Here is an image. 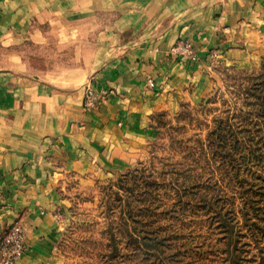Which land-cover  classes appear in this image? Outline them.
I'll list each match as a JSON object with an SVG mask.
<instances>
[{
	"label": "crops",
	"instance_id": "1",
	"mask_svg": "<svg viewBox=\"0 0 264 264\" xmlns=\"http://www.w3.org/2000/svg\"><path fill=\"white\" fill-rule=\"evenodd\" d=\"M179 38L196 59L170 51ZM0 45L16 53L0 66V234L24 222L15 264H55L60 177L91 181L141 152L155 113L206 84L212 48L263 49L264 0H0ZM89 79L106 93L94 108Z\"/></svg>",
	"mask_w": 264,
	"mask_h": 264
},
{
	"label": "rangeland",
	"instance_id": "2",
	"mask_svg": "<svg viewBox=\"0 0 264 264\" xmlns=\"http://www.w3.org/2000/svg\"><path fill=\"white\" fill-rule=\"evenodd\" d=\"M2 47L6 66L16 53ZM247 50L212 48L206 84L156 112L128 162L91 181L60 177L55 264H264V48ZM48 51L19 54L45 67L55 63ZM170 51L196 59L187 39ZM91 79L87 108L88 87L91 108L106 95Z\"/></svg>",
	"mask_w": 264,
	"mask_h": 264
},
{
	"label": "built area",
	"instance_id": "3",
	"mask_svg": "<svg viewBox=\"0 0 264 264\" xmlns=\"http://www.w3.org/2000/svg\"><path fill=\"white\" fill-rule=\"evenodd\" d=\"M183 52L189 51L188 44H182ZM148 85L153 86V80H148ZM97 102L95 92L91 87L86 91V106L91 107ZM26 233L24 222L14 221L0 234V264H15L27 251Z\"/></svg>",
	"mask_w": 264,
	"mask_h": 264
}]
</instances>
